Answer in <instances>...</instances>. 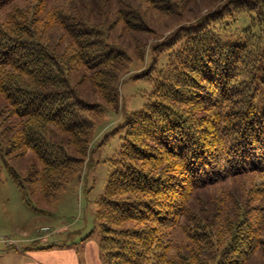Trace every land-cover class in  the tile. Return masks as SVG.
<instances>
[{
	"label": "trees",
	"instance_id": "obj_1",
	"mask_svg": "<svg viewBox=\"0 0 264 264\" xmlns=\"http://www.w3.org/2000/svg\"><path fill=\"white\" fill-rule=\"evenodd\" d=\"M17 1L0 0V10ZM257 1L258 9L256 0L244 5L254 12L249 21L233 25L226 16L214 18L221 7L214 8L142 48L136 45L146 67L142 77L153 90L143 109L126 116L123 143L98 202L107 264L264 261V231L250 224L222 233L206 220L194 232L186 226L193 249L175 236L199 189L247 174L264 177V1ZM231 3L235 14L243 8ZM87 19L57 22L76 50L72 60L44 41L43 27L24 12L0 21V156L8 165L6 156L34 152L42 168L23 179L48 195L80 173L96 121L106 106L119 107L122 79L132 71L130 49L111 39L106 25ZM74 65L89 77L75 82ZM87 78L101 101L80 89ZM258 189L264 192V185Z\"/></svg>",
	"mask_w": 264,
	"mask_h": 264
},
{
	"label": "rangeland",
	"instance_id": "obj_2",
	"mask_svg": "<svg viewBox=\"0 0 264 264\" xmlns=\"http://www.w3.org/2000/svg\"><path fill=\"white\" fill-rule=\"evenodd\" d=\"M231 1L18 0L0 10L1 22H7L8 17L18 11L24 12L27 20L35 19L43 27L41 38L58 47L57 50L69 60L75 58L76 50L70 44L67 32L57 23L63 18L72 23L90 17L85 21L106 25L111 39L126 45L134 57L129 64L132 71L122 79L119 107H105V112L96 121L87 160L65 188L48 195L37 183L25 182L23 178L32 170L42 168V162L34 152L13 158L6 156L8 165L0 156V264H96V252L100 261L107 264L100 244L98 202L105 193L112 172L111 163L123 143L126 116L143 109L153 90V83L142 77L146 67L139 61L135 47L142 48L179 25L214 11V8L221 7L214 18L226 16L225 19L235 20L233 25L253 17L254 12L244 8L247 0H237L243 8L236 14ZM253 3L257 9L260 7L257 0L256 4ZM42 6L43 10L39 8L37 12ZM222 9H226L224 13H220ZM60 13L70 15L65 17ZM149 62L150 56L147 55L145 64ZM73 68L75 82L90 74L85 68L80 71L76 65ZM80 89L90 100L101 101L90 79L87 78ZM262 89L260 96H264V86ZM8 166L21 176L24 187L16 182ZM263 179V175L247 174L199 189V195L189 200L187 217L176 229V242L191 249L196 247L185 227L190 226V231L194 232V227L199 223L204 225V220L219 233L226 229L229 232L234 228L245 229L247 224L264 231V192L258 189L264 185ZM262 240L264 242V232ZM250 264H264V261L256 258Z\"/></svg>",
	"mask_w": 264,
	"mask_h": 264
},
{
	"label": "crops",
	"instance_id": "obj_3",
	"mask_svg": "<svg viewBox=\"0 0 264 264\" xmlns=\"http://www.w3.org/2000/svg\"><path fill=\"white\" fill-rule=\"evenodd\" d=\"M95 261H96V264H103V263L100 261V259H99L98 252H96Z\"/></svg>",
	"mask_w": 264,
	"mask_h": 264
}]
</instances>
